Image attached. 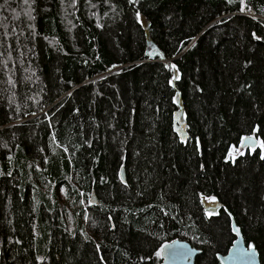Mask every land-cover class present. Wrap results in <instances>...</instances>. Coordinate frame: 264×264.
Segmentation results:
<instances>
[{
    "label": "trees",
    "instance_id": "obj_1",
    "mask_svg": "<svg viewBox=\"0 0 264 264\" xmlns=\"http://www.w3.org/2000/svg\"><path fill=\"white\" fill-rule=\"evenodd\" d=\"M262 142L264 0H0V264H264Z\"/></svg>",
    "mask_w": 264,
    "mask_h": 264
},
{
    "label": "water",
    "instance_id": "obj_2",
    "mask_svg": "<svg viewBox=\"0 0 264 264\" xmlns=\"http://www.w3.org/2000/svg\"><path fill=\"white\" fill-rule=\"evenodd\" d=\"M152 55L149 53V56ZM175 120L177 123L174 124V130L183 140L186 138L187 133L180 113L176 115ZM256 143L257 139L251 134L242 136L240 140L241 147H253ZM118 172L120 178L124 180L122 166L119 167ZM229 229L233 235L230 244L224 252H215L214 254L218 264H260L257 249L254 247V251L249 250V245L252 244L244 242L242 233L231 214H229ZM199 251V248L192 246L187 240L173 238L160 246L159 264H196L194 257Z\"/></svg>",
    "mask_w": 264,
    "mask_h": 264
},
{
    "label": "snow or ice",
    "instance_id": "obj_3",
    "mask_svg": "<svg viewBox=\"0 0 264 264\" xmlns=\"http://www.w3.org/2000/svg\"><path fill=\"white\" fill-rule=\"evenodd\" d=\"M243 10V9H242ZM171 67H175L174 65H172ZM178 78V77H177ZM243 143V142H242ZM261 147H264V142L261 143ZM242 154V153H241ZM205 199H211L212 201H215V197H211V198H208V197H205ZM209 215H212V213H209ZM249 250L250 251H254V246L253 245H249ZM157 256L160 255L159 252L156 253Z\"/></svg>",
    "mask_w": 264,
    "mask_h": 264
},
{
    "label": "rangeland",
    "instance_id": "obj_4",
    "mask_svg": "<svg viewBox=\"0 0 264 264\" xmlns=\"http://www.w3.org/2000/svg\"><path fill=\"white\" fill-rule=\"evenodd\" d=\"M236 150H240V149L238 148V149H236Z\"/></svg>",
    "mask_w": 264,
    "mask_h": 264
}]
</instances>
